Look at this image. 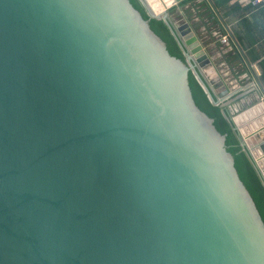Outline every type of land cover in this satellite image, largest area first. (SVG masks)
I'll list each match as a JSON object with an SVG mask.
<instances>
[{"label": "water", "instance_id": "water-1", "mask_svg": "<svg viewBox=\"0 0 264 264\" xmlns=\"http://www.w3.org/2000/svg\"><path fill=\"white\" fill-rule=\"evenodd\" d=\"M138 1L147 19L130 0H0V264H264V222L189 86L222 107L210 61L179 0ZM223 114L264 183L256 109Z\"/></svg>", "mask_w": 264, "mask_h": 264}, {"label": "crops", "instance_id": "crops-1", "mask_svg": "<svg viewBox=\"0 0 264 264\" xmlns=\"http://www.w3.org/2000/svg\"><path fill=\"white\" fill-rule=\"evenodd\" d=\"M253 1L179 0L169 13L202 46L210 61L202 73L213 95L223 101L222 109L231 117L256 109L261 128L245 139L258 154L264 148V0ZM222 37H227L226 45ZM248 121L249 115L239 121L244 130Z\"/></svg>", "mask_w": 264, "mask_h": 264}, {"label": "trees", "instance_id": "trees-1", "mask_svg": "<svg viewBox=\"0 0 264 264\" xmlns=\"http://www.w3.org/2000/svg\"><path fill=\"white\" fill-rule=\"evenodd\" d=\"M130 2L138 11H140L144 19H147L146 12L139 1L130 0ZM150 26L166 43L169 53L172 56L183 60L182 52L163 21L151 20ZM188 80L197 107L214 120V125L219 133L226 135V146L228 151L234 157L235 168L238 172L239 178L249 191L264 222V183L261 177L257 173L248 154L241 147L237 133L234 131L231 122L224 116L222 107L213 106L209 102L206 94L191 73H189Z\"/></svg>", "mask_w": 264, "mask_h": 264}, {"label": "bare ground", "instance_id": "bare-ground-1", "mask_svg": "<svg viewBox=\"0 0 264 264\" xmlns=\"http://www.w3.org/2000/svg\"><path fill=\"white\" fill-rule=\"evenodd\" d=\"M166 1V3H169L168 0H164ZM150 5L155 9V11H160L161 10V6L160 3L158 2V0H149ZM240 118H237L236 120L238 121ZM255 154H257L256 152H254Z\"/></svg>", "mask_w": 264, "mask_h": 264}, {"label": "built area", "instance_id": "built-area-1", "mask_svg": "<svg viewBox=\"0 0 264 264\" xmlns=\"http://www.w3.org/2000/svg\"><path fill=\"white\" fill-rule=\"evenodd\" d=\"M259 3H260V0H254V1H253V4H254V5H257V4H259ZM220 42H221L222 44L226 45V44L228 43V39H227V37H222V38L220 39Z\"/></svg>", "mask_w": 264, "mask_h": 264}]
</instances>
